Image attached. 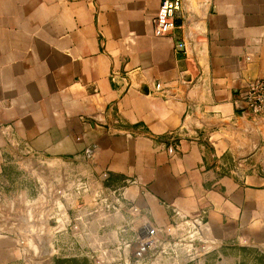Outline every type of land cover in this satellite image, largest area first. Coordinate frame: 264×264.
<instances>
[{"label": "crops", "instance_id": "0c3cea01", "mask_svg": "<svg viewBox=\"0 0 264 264\" xmlns=\"http://www.w3.org/2000/svg\"><path fill=\"white\" fill-rule=\"evenodd\" d=\"M162 1L0 0V264L53 175L117 191L143 237L185 221L212 243L264 239V118L236 108L264 79V0H184L158 36Z\"/></svg>", "mask_w": 264, "mask_h": 264}, {"label": "rangeland", "instance_id": "374dc122", "mask_svg": "<svg viewBox=\"0 0 264 264\" xmlns=\"http://www.w3.org/2000/svg\"><path fill=\"white\" fill-rule=\"evenodd\" d=\"M53 177L50 195H46L48 185L42 178L30 187L38 200L31 240L25 233L6 232L16 241L20 255L11 264H264V239L244 236L212 243L192 231L185 221L166 232H157L153 242L142 248L147 236L127 231L130 220L119 195L111 196L112 207L104 201L110 195H100L108 194L102 186L96 189L87 185L86 192L71 186L69 195H58L65 187L64 180L62 175ZM70 182L73 185L75 179ZM21 186L25 185H13V190ZM5 190L11 192L12 188ZM16 203L10 201V207H17ZM138 235L141 240L136 243Z\"/></svg>", "mask_w": 264, "mask_h": 264}, {"label": "built area", "instance_id": "2783aa9c", "mask_svg": "<svg viewBox=\"0 0 264 264\" xmlns=\"http://www.w3.org/2000/svg\"><path fill=\"white\" fill-rule=\"evenodd\" d=\"M184 0H163L158 14L154 20L155 33L158 36H165L171 34L177 28V15L182 10ZM178 50L186 51V45L184 43H179L177 45ZM237 102L236 108L241 114L252 118V117H261L264 118V79H249L246 83L237 91ZM239 103V109L237 107ZM85 156L88 160H91L95 157V151L93 149H86ZM68 175L63 177L64 186L62 190L59 191L58 195H69L71 186L75 189L88 190V182L79 177H75L74 184L71 185ZM104 192V191H103ZM107 193H102L100 195H110L104 201L105 203H111L109 207H112L113 202L111 196L118 195L117 191L107 190ZM99 195V194H98ZM120 197V196H119ZM119 201V199H118ZM114 208V207H113ZM157 231L151 227L148 228L147 238L142 243V248L149 245L153 242V238L156 236Z\"/></svg>", "mask_w": 264, "mask_h": 264}, {"label": "water", "instance_id": "95a60500", "mask_svg": "<svg viewBox=\"0 0 264 264\" xmlns=\"http://www.w3.org/2000/svg\"><path fill=\"white\" fill-rule=\"evenodd\" d=\"M239 106H240L239 103H237V107H238V109H239Z\"/></svg>", "mask_w": 264, "mask_h": 264}, {"label": "bare ground", "instance_id": "6f19581e", "mask_svg": "<svg viewBox=\"0 0 264 264\" xmlns=\"http://www.w3.org/2000/svg\"><path fill=\"white\" fill-rule=\"evenodd\" d=\"M143 250V249H142Z\"/></svg>", "mask_w": 264, "mask_h": 264}]
</instances>
